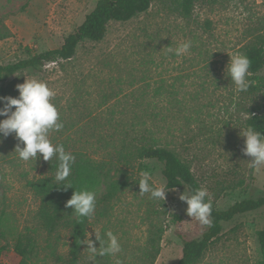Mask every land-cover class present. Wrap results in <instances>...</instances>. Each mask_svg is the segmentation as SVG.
<instances>
[{
  "label": "rangeland",
  "instance_id": "1",
  "mask_svg": "<svg viewBox=\"0 0 264 264\" xmlns=\"http://www.w3.org/2000/svg\"><path fill=\"white\" fill-rule=\"evenodd\" d=\"M97 2L0 0V30L11 31L0 40V64L60 47ZM263 24L264 0H198L188 18L156 0L128 21L110 22L105 38L85 40L71 60L25 70L16 83L36 78L56 91L53 103L64 127L49 133L53 144L65 143L69 150L101 158L104 142L119 137L125 127L156 130L191 166L217 208L226 210L264 195V165L258 171L251 168V157L242 151L249 110L262 102L263 93L236 92L227 74L231 56L244 54V46ZM188 41V53L168 51ZM15 93L18 98L17 88ZM146 110L158 111L159 118H148ZM17 145L25 147L15 132L6 138L0 133V264H19V242L28 250L27 264H70L69 231L50 233L43 227L37 215L40 200L30 188V181L47 174V161L39 153L36 160H21ZM143 163L151 170L152 182L166 186L163 163ZM139 192V187L122 192L88 226L87 236L93 240L95 233L111 230L122 251L90 261L84 245L77 264H176L184 240L207 231L208 225L189 217L187 204L179 199L189 193L186 185L167 190V212L162 201ZM156 227L165 232L153 260L150 237ZM263 227L264 207L235 216L223 224L221 236L196 264H260L258 233Z\"/></svg>",
  "mask_w": 264,
  "mask_h": 264
},
{
  "label": "trees",
  "instance_id": "2",
  "mask_svg": "<svg viewBox=\"0 0 264 264\" xmlns=\"http://www.w3.org/2000/svg\"><path fill=\"white\" fill-rule=\"evenodd\" d=\"M155 1L98 0L95 8L86 15L85 20L75 32L64 37V42L60 47L30 54L27 58L17 62L0 64V96H15L18 85L16 81L23 71L28 69L41 70L47 62L71 60L76 55L79 45L85 40L98 42L105 38L110 22L128 21L148 11ZM162 1L170 12L188 18L192 15L198 0ZM210 1L217 2L219 0ZM207 24L210 26V21ZM10 32L8 27H5L4 30L1 29L0 40L9 37ZM243 51V55H246L251 61L248 78L252 81V85L249 89L259 90L263 93L262 102L250 108L247 125L264 133V75H260L264 69V24L255 31L252 39L244 46ZM160 94L161 91L158 89L157 95L160 96ZM144 114L153 120L160 116L158 111L150 113L146 110ZM160 118L163 119V117ZM155 131L150 128L139 129L135 125L131 128L125 127L119 137L113 136L112 139L104 142L102 147L104 156L101 158L84 150H69L65 143H59L64 146L66 152L71 153L76 158L72 165L71 175L66 181L73 187L65 190V186L56 181L59 162L55 157L47 161V174L30 181L32 192L40 200L37 215L43 227L50 233L62 229L70 233L72 243L68 263L77 264L85 245L79 243L78 240L87 237L91 220L87 218L79 220L73 213V209L66 207V202L71 198L75 189L89 188L94 190L96 192V208L93 217L96 214L103 215L107 206L119 198L122 192L139 187L141 172H151L150 168L143 163L145 159H155L163 163L162 173L168 189L186 185L190 193L203 187L191 166ZM243 183V180L240 181V185ZM209 197L212 203L210 216L212 223L200 238L184 240L183 255L176 264L198 263L210 244L221 236L225 222L232 220L239 214L264 207V195L235 202L226 210L218 209L216 201L210 195ZM162 203L167 212L165 201ZM1 214L3 211L0 208V217ZM176 218L180 217L176 216ZM164 232V228L156 227L150 237L155 250V253L152 254L153 260H156L160 254V241ZM258 240L262 254L260 264H264V227L258 233ZM15 249L22 256L19 264H27L25 258L28 255V250L22 246L21 242L16 245Z\"/></svg>",
  "mask_w": 264,
  "mask_h": 264
},
{
  "label": "clouds",
  "instance_id": "3",
  "mask_svg": "<svg viewBox=\"0 0 264 264\" xmlns=\"http://www.w3.org/2000/svg\"><path fill=\"white\" fill-rule=\"evenodd\" d=\"M191 48V41L185 42L175 50L168 48V51L177 56L188 53ZM251 66L250 59L243 54L231 56L227 66V74L235 85L238 93L247 92L252 85L249 77ZM19 97L0 96V117H7L0 120V133L6 138L10 133L15 132L16 138L22 141L25 147L21 150L19 145L16 152L19 158L25 162L36 160L37 154H42L44 161H50L54 157L58 160L56 181L65 186V190L73 187L66 181L72 172V165L75 156L66 152L62 144H53L49 138L52 131H60L64 127L60 122V113L53 103L56 91L49 85L36 78H26L25 82L16 86ZM15 109L14 111L12 109ZM242 136L245 138L244 155L251 157L249 166L257 171L264 165V133L256 131L253 127L243 130ZM140 195L150 194L156 201H164L168 188L164 185H156L152 182L151 173L144 171L140 173L139 179ZM207 198V199H206ZM180 200L187 204V215L195 218L202 225L210 226L212 203L206 188H198L188 194H182ZM66 207L73 209V213L79 220L91 219L96 208V192L89 188L75 189L71 198L67 200ZM79 243L87 245L89 260H94L97 256H116L122 251L121 243L111 230H107L103 235L95 233V240L85 237L78 240ZM99 241V247L95 246Z\"/></svg>",
  "mask_w": 264,
  "mask_h": 264
}]
</instances>
